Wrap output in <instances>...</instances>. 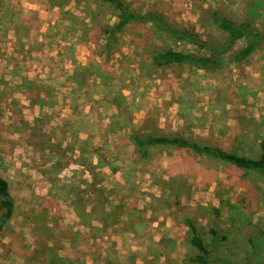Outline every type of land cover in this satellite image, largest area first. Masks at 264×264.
<instances>
[{
    "label": "rangeland",
    "instance_id": "374dc122",
    "mask_svg": "<svg viewBox=\"0 0 264 264\" xmlns=\"http://www.w3.org/2000/svg\"><path fill=\"white\" fill-rule=\"evenodd\" d=\"M118 1L216 42L228 37L216 12L264 30V0ZM118 23L107 0H0V177L14 204L0 264H189L188 219L211 249L212 231L227 237L221 254L254 242L263 264L261 175L172 148L144 159L124 137H181L256 158L264 44L236 63L241 41L215 71L158 68L154 50L189 48L142 23L107 40Z\"/></svg>",
    "mask_w": 264,
    "mask_h": 264
},
{
    "label": "trees",
    "instance_id": "16d2710c",
    "mask_svg": "<svg viewBox=\"0 0 264 264\" xmlns=\"http://www.w3.org/2000/svg\"><path fill=\"white\" fill-rule=\"evenodd\" d=\"M107 2L117 10L119 19V23L115 27H108L109 29L106 28L103 32V36L107 40L110 41L115 38L116 32L119 30L142 23L145 24V29L151 25L157 38L182 43L189 48V52L186 53L176 51L173 48L161 51L154 50L151 57L158 68L171 65H188L197 70L215 71L223 68L224 57L232 54L241 41L244 42L242 49H239L232 58L236 63L252 56L264 44V30L254 29L250 23L238 26L217 12L213 15V24L219 31L228 34V37L221 42L204 39L193 28L175 23L159 11L153 10L145 16H139L126 9L121 1L107 0ZM124 138L144 159L149 157L151 149L172 148L200 158L225 163L239 170L257 173L264 180V138L260 143L259 155L256 158L181 137L132 134L125 135ZM13 210L14 204L10 196L9 183L0 177V226L11 220L14 214ZM185 222L189 228L190 244L197 252L189 258V264H257L253 260L258 257L259 249L254 242L248 244L249 248L243 245L239 249L226 250L225 253L221 254L219 253L220 250L224 249V244L228 242L227 237L222 238L221 241L215 236L216 231H212L211 249L209 244L204 241L197 225L191 219Z\"/></svg>",
    "mask_w": 264,
    "mask_h": 264
}]
</instances>
